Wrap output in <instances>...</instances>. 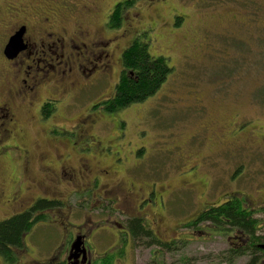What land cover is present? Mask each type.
I'll return each mask as SVG.
<instances>
[{
    "label": "rangeland",
    "instance_id": "obj_1",
    "mask_svg": "<svg viewBox=\"0 0 264 264\" xmlns=\"http://www.w3.org/2000/svg\"><path fill=\"white\" fill-rule=\"evenodd\" d=\"M217 1L200 5L195 19L192 17L185 28L172 29L168 25L151 30L148 36L152 38V52L167 56L173 66L157 92L116 112L106 111L104 104L95 108L104 116L98 117L94 132L102 146H108V149L107 153L103 148L92 152L93 155L104 163L116 164L119 176L133 183L142 194L152 187L156 190L157 195L151 199L155 203L145 206L148 216L145 221L150 223L151 218L159 215L161 220L154 227L166 240L184 233H188L185 235L188 238L184 243L179 241L178 248L158 252L156 246L151 247L146 242V237H135L133 241L130 233L119 230L113 220L126 224L127 219L122 213L112 212L109 204L99 209L92 203L90 194H86L82 203L73 196L69 202L70 210H67L71 222L83 223V210L95 208L92 218L99 222V232L93 238L96 242L101 238L106 243L105 246L98 243L93 248L98 256L97 264H106L103 252L110 245L112 247L107 251L110 262L107 264H156L158 260L164 264H245L248 261L247 254L231 263L226 260L223 255L229 248L226 235L215 231L211 235L205 234L202 226V230L189 232L181 224L190 220L206 203L221 202L228 195L240 194L244 196L243 204L246 200L247 205L260 206L256 217L260 219L259 224L264 225L262 145L257 147L255 142L254 146L251 143L228 152L218 139L220 134L230 131L234 123L245 125L243 129L246 127L251 134H257V129L258 133H264V20L250 19L247 0H228L227 4L223 0ZM229 11H239V14ZM109 78L110 81H99L87 94H77L72 100L74 103L71 101L68 107L62 104L43 120L38 118L37 110H33L32 117L24 113L21 122L26 127L32 157L29 163L25 159L21 163L20 156H6L2 159L6 173L14 171L15 178H19L46 167L49 159L53 160L54 167H58L67 153L75 163L77 150L71 149L80 138L78 141L71 139V131L63 134L57 129L55 133L62 134L63 139L52 140L46 135L47 129L54 125L78 128V115L85 111L89 101L114 91L117 77L110 74ZM56 153L62 158L57 160ZM195 162L198 169L191 172L195 177L187 178L189 172L186 169ZM238 163H243V167H234ZM235 168H238L233 177L235 181H228ZM197 178L205 179L206 192L189 197L181 184ZM19 185L24 186L23 181ZM13 186L8 182L7 190H12ZM19 209L6 206L0 200V219ZM126 210L137 213L134 209ZM54 221L64 220L56 212L40 220L27 235L25 246L21 250L15 249L16 261L7 262L0 255V264L44 262L61 243L63 249L57 254L62 255L69 237L66 238L63 225Z\"/></svg>",
    "mask_w": 264,
    "mask_h": 264
},
{
    "label": "flooded vegetation",
    "instance_id": "obj_2",
    "mask_svg": "<svg viewBox=\"0 0 264 264\" xmlns=\"http://www.w3.org/2000/svg\"><path fill=\"white\" fill-rule=\"evenodd\" d=\"M223 1L228 3V0ZM217 2V0H2L0 3V200L6 206L19 207L20 209L15 212L29 210L39 200H48L53 206L37 213H44L47 218L56 212L64 221L54 222L63 225L64 234H67L66 238L69 237L62 255H58L57 251L63 249V243L60 244L59 249L53 251L50 259L44 262L35 260L33 264H97L98 256L94 254L93 248L97 247L98 243L104 246L106 243L101 238L97 242L93 238L99 232V228L97 229L99 222L92 218L95 208L93 207L92 210L77 208L83 210L85 216L83 219L87 221L81 224L71 222L67 210H70L69 202L73 196L82 203L86 200V194H90L92 203L97 205V208L109 204L112 212L122 213L127 223L122 224L114 219L113 224L119 226V230L130 233L133 241L135 237L131 222L134 219L140 221L155 239L146 236V242L152 241L151 247L156 246L158 252L165 249L166 246L163 245L184 243L183 241L187 240L188 237L185 235L188 233L166 240L154 227V224L161 220L159 215L151 218L150 223L145 221L148 217L145 206L154 204L155 201L152 202L151 199L153 200L157 195L153 187L146 194H142L139 188L136 190L133 183L119 176L116 164L104 163L93 155L94 151H101L104 148L107 153L108 149V146H102L101 140L94 132L98 117L104 116L95 108L114 95L115 87L125 69L124 54L130 46L137 41H147L151 30L158 26L169 25L172 29L183 26L185 28L192 17L195 19L200 5L206 6L207 3ZM246 7L249 8L247 12L250 14V19L264 20V0H247ZM117 9L119 16L115 19ZM229 13L237 15L239 11H229ZM192 25L197 28L196 24L192 23ZM17 34L20 35L22 47L14 58H8L5 53L6 45L10 38ZM110 74L117 77L113 84L114 91L110 95L104 94L92 100L85 111L78 115L79 131L77 127L73 129L55 125L47 129L46 135L52 140L63 139L62 134L59 136L55 133L57 129L63 131V134L71 131L73 135L71 139L77 138L78 141L80 138V142H75L71 149L77 150L75 163L71 154L67 153L58 167H54L53 160L49 159L46 167H39L37 171H30L19 178H15L14 171L6 173L2 164V159L6 156H20L21 163H24V159L29 163L32 157L26 139V127L21 122L24 113L32 117L33 110H37L40 120L50 117L53 110L62 104L68 107L77 94L80 96L88 93L89 89H94L102 79L110 81ZM244 126L234 123L230 131L217 135L221 141L220 145L224 148L226 146L225 151L232 152L251 143L254 146L255 142L257 147L262 145L264 150V133H258L257 129V134L254 132L251 134L245 129L246 127L243 129ZM55 155L57 160L62 158L60 154ZM243 165L238 163L234 167H243ZM197 169L196 162L187 167L186 172H189L187 178L195 177L191 172ZM237 171L238 168L233 169L227 180L235 181L233 177L235 178ZM203 180L199 178L187 180L181 185L189 197L190 194L198 197L206 192L205 188L207 189V184ZM22 181L24 186L19 185ZM8 182L14 185L10 191L7 190ZM161 195L163 197L162 193ZM228 197L226 196L225 200ZM244 201L243 208L252 211L249 215L250 219L255 218L257 211L261 209L260 206L256 204L250 206L246 204V200ZM208 204L211 203H206L198 213L189 218L190 220L182 221L184 228L190 232V230H202V226L205 234L211 235L215 231L226 235L229 241L228 249L235 251V259L245 255L238 254L240 250H244L249 253H246L249 255V260L255 255L250 253L248 248L257 246L260 249L257 264H264V248L260 247L264 244V238L262 241H255L253 238L264 236V225L259 224L260 220L256 224L255 234L253 227L247 231L245 228L240 229L227 224L216 226L211 222H202L199 228L187 226ZM262 207L264 208V205ZM127 208L137 210V213L131 214L127 212ZM77 238H80L83 252L78 254L77 259H72L71 246ZM159 241L164 244L160 245ZM111 247L112 245L106 250ZM107 251L103 252L106 261L109 254ZM158 263L164 264L161 260L156 262Z\"/></svg>",
    "mask_w": 264,
    "mask_h": 264
},
{
    "label": "trees",
    "instance_id": "obj_3",
    "mask_svg": "<svg viewBox=\"0 0 264 264\" xmlns=\"http://www.w3.org/2000/svg\"><path fill=\"white\" fill-rule=\"evenodd\" d=\"M118 16L119 10L117 9L115 19H118ZM151 40V38H148L147 41H137L126 50L124 54L125 69L115 87L114 95L101 103L104 104L106 111L116 112L133 103L144 101L161 88L173 71V66L167 56L156 55L152 52ZM82 95L85 94L80 96ZM89 102L91 103V101ZM239 195H228L227 200L223 202L208 204L187 226L199 228L200 223L211 222L216 226L227 224V226H237L240 229L245 228L247 231L253 227V233L255 234L256 224L260 219L257 217L250 219L249 215L252 214V211L243 208V200ZM51 206H53V203L42 199L29 210L15 212L0 219V255L5 261H16L15 249L16 251L21 250L26 244L27 235L35 227L34 225L46 218L44 213L38 214V211ZM131 228L134 237L145 238L148 236L152 239L154 238L152 233L138 220L134 219L131 222ZM253 238L255 241H262L264 236H255ZM151 243L152 241H150ZM158 243L160 245L164 244L161 241ZM163 246L175 249L179 245L175 242ZM248 249L255 256L251 257L245 264H257L260 258V255H258L260 249L257 246ZM246 253L248 252L244 250L238 252L239 255ZM223 255L230 263L234 261L236 256L235 251L230 249L226 250ZM108 262H110L109 259H107L106 264Z\"/></svg>",
    "mask_w": 264,
    "mask_h": 264
},
{
    "label": "water",
    "instance_id": "obj_4",
    "mask_svg": "<svg viewBox=\"0 0 264 264\" xmlns=\"http://www.w3.org/2000/svg\"><path fill=\"white\" fill-rule=\"evenodd\" d=\"M19 36L20 35L17 34L11 37L9 42L7 43L6 48H5V53L8 58H14L16 54L18 53V51L21 49L22 45H21ZM260 247L264 248V244L260 245ZM81 252H83L81 249V241H80V238H77L71 246L70 258L77 259L78 254H80Z\"/></svg>",
    "mask_w": 264,
    "mask_h": 264
}]
</instances>
